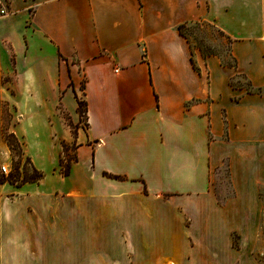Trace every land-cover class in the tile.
<instances>
[{
    "label": "crops",
    "instance_id": "obj_1",
    "mask_svg": "<svg viewBox=\"0 0 264 264\" xmlns=\"http://www.w3.org/2000/svg\"><path fill=\"white\" fill-rule=\"evenodd\" d=\"M1 7L0 164L6 131L42 177L0 182V264H264V222H249L264 214V0ZM195 22L228 40L233 65L191 46L179 27ZM80 87L85 125L63 175Z\"/></svg>",
    "mask_w": 264,
    "mask_h": 264
},
{
    "label": "rangeland",
    "instance_id": "obj_2",
    "mask_svg": "<svg viewBox=\"0 0 264 264\" xmlns=\"http://www.w3.org/2000/svg\"><path fill=\"white\" fill-rule=\"evenodd\" d=\"M181 31L186 36L192 47H196L200 49V51L203 54H210V53L217 54L221 58L222 63L233 65V60L231 59L229 54L228 40H226V38H224V36H222V34L211 24L195 22L183 26ZM231 82L232 84L243 85L242 86L243 88H247V81L241 75H237L236 77H233V80ZM8 89L11 90V88ZM77 98L80 101H82L81 102L82 105L80 106L79 109H77L78 121L74 123L71 117L67 116L66 136H68V139L61 137L62 138L61 141L63 142L61 147L62 148L61 162L63 167L61 170L63 172L69 171V168L65 167V163L67 161L69 162V164H71L74 160H76V145L70 136L71 135L74 136L76 132V126H78V124H82V126L85 125L84 96H83L82 87L79 88V93ZM4 111H5L4 123L5 125H7L9 122L14 120L15 113L13 107L8 102L4 103ZM24 128L27 129L29 128V126L25 125ZM41 136H43V134H35V133L31 134V137H34L38 140L35 143L33 142L30 143L32 150H34V153L38 151L36 154H39L37 145ZM3 138L10 147L12 157L10 159V163L4 162L0 164V182L3 180H8L12 183H20L23 181L35 179L38 171L33 170L29 160L25 159L21 149L20 140L16 136H13L6 131L3 134ZM40 144L43 145L44 143L42 142ZM48 153H51V151L49 150L47 154ZM2 165H4L7 170H9L8 173L2 172L1 170ZM45 178L47 180L48 186L49 185L52 186L55 184L54 182H52V180L54 179L51 175H47V177ZM49 180L51 182H49ZM214 185L220 202H223L232 196V189L229 184L226 165H224L218 171ZM249 217H251L249 222H255V223L264 222V214H258ZM227 218H228V222L234 220V216L232 215H228Z\"/></svg>",
    "mask_w": 264,
    "mask_h": 264
},
{
    "label": "trees",
    "instance_id": "obj_3",
    "mask_svg": "<svg viewBox=\"0 0 264 264\" xmlns=\"http://www.w3.org/2000/svg\"><path fill=\"white\" fill-rule=\"evenodd\" d=\"M182 27H183V25L182 26H180L179 27V29H180V32L182 33V31H181V29H182ZM183 34V33H182ZM204 55H206V54H204ZM226 64V63H225ZM227 65H229V64H227ZM246 89V91H248V92H250V91H252V88L250 87V85H249V83L247 82V88H245ZM76 101H77V109H79L80 108V106L82 105L81 104V102L82 101H80L78 98H76ZM84 117H85V103H84ZM11 135H13L12 133H10ZM14 136V135H13ZM9 146V145H8ZM10 148V147H9ZM69 166H70V164H69V162L67 161L66 163H65V167L66 168H69ZM62 167H63V165H62ZM33 170H35V169H33ZM62 174L63 175H67L68 174V171H62ZM42 177V173H37V176H36V178L35 179H31V180H37V179H40ZM31 180H27V181H31ZM24 182V181H23Z\"/></svg>",
    "mask_w": 264,
    "mask_h": 264
},
{
    "label": "built area",
    "instance_id": "obj_4",
    "mask_svg": "<svg viewBox=\"0 0 264 264\" xmlns=\"http://www.w3.org/2000/svg\"><path fill=\"white\" fill-rule=\"evenodd\" d=\"M5 13H6V12H5L4 8L1 7V8H0V15H3V14H5ZM115 71H117V69H116ZM1 170H2L3 173H8V172H9V170H7L6 167H5L4 165L1 166Z\"/></svg>",
    "mask_w": 264,
    "mask_h": 264
}]
</instances>
